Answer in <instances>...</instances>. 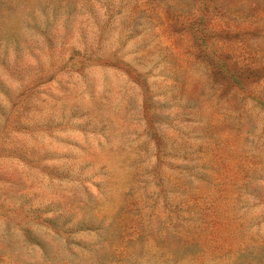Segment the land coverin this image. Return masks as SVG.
<instances>
[{
  "label": "rangeland",
  "instance_id": "rangeland-1",
  "mask_svg": "<svg viewBox=\"0 0 264 264\" xmlns=\"http://www.w3.org/2000/svg\"><path fill=\"white\" fill-rule=\"evenodd\" d=\"M0 264H264V0H0Z\"/></svg>",
  "mask_w": 264,
  "mask_h": 264
}]
</instances>
